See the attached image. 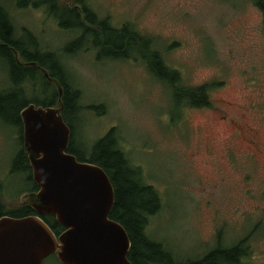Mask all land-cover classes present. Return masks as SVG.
Returning a JSON list of instances; mask_svg holds the SVG:
<instances>
[{
    "label": "rangeland",
    "instance_id": "rangeland-1",
    "mask_svg": "<svg viewBox=\"0 0 264 264\" xmlns=\"http://www.w3.org/2000/svg\"><path fill=\"white\" fill-rule=\"evenodd\" d=\"M84 2L112 25L129 23L150 37L151 48L179 71L181 84L211 83L210 103L177 107L169 85L140 54L98 56L90 43L69 50L80 30L61 26L45 4L19 7L17 0H0L13 37L31 32L36 47L53 51L63 65L69 88L79 89L75 144L87 154L114 127L119 149L160 196L145 231L177 260L196 259L218 242L230 246L242 239L239 264H264L262 11L253 0ZM10 67L0 56V91L13 88ZM23 87L25 97L36 92L34 84ZM15 134L0 119V201L6 209L19 206L32 184L22 172L10 171L20 142ZM42 264L64 263L50 253Z\"/></svg>",
    "mask_w": 264,
    "mask_h": 264
},
{
    "label": "trees",
    "instance_id": "trees-1",
    "mask_svg": "<svg viewBox=\"0 0 264 264\" xmlns=\"http://www.w3.org/2000/svg\"><path fill=\"white\" fill-rule=\"evenodd\" d=\"M254 4L262 11L264 25V0H253ZM80 4L75 8L74 4ZM19 7L39 6L45 4L51 13H55L59 24L65 28L79 29L80 33L71 44L75 50L81 44L90 43L97 47L98 56L127 58L133 54H140L148 69L160 80L169 85L171 99L175 105L184 104L206 105L210 103L208 90L211 83H203L195 86H187L180 83L181 77L177 69L168 66L158 50L151 48V38L138 33L131 24L123 23L116 27L108 18L98 16L84 0H73L72 4L60 6L56 0H17ZM82 15V17H81ZM13 25L5 8L0 5V40L3 39L17 48L25 59H37L45 66L50 75L55 76L63 87L62 115L70 126V142L68 150L73 152L77 159L95 162L101 165L110 177L114 189V200L110 210V217L118 220L126 229L130 246L127 257L130 264H239V258L244 254L245 246L242 239L231 244L222 246L219 242L215 247L208 250L203 256L196 259L177 260L167 251L160 241L152 239L147 235L145 226L150 214L159 209L160 196L152 184L145 183L140 178L141 170L130 164L124 153L119 149L116 139V131L109 129L104 135L97 138L89 153L80 149L73 139L72 119L76 116L77 101L80 97L79 89L69 88V77L66 70L60 64L53 51H44L42 55L29 54L28 48L35 46L31 32L25 31L27 35L19 38L13 37ZM0 44V53L10 63L9 76L14 83V90L0 92V119L3 121L19 120L18 111L25 101L15 85L23 78H33L34 67H21L13 62L10 53ZM28 47V48H27ZM41 52V51H40ZM46 97L40 102L43 104H56L58 98L57 87L46 80ZM17 153V152H16ZM22 149L18 150L12 160L10 171L18 172L19 162L23 160ZM27 164V160L25 161ZM28 169V165H25ZM23 171V170H22ZM21 172V171H19ZM24 174V173H23ZM32 185V184H31ZM1 187V180H0ZM1 191V190H0ZM30 204L21 203L12 209H6L0 201V216L9 214L22 216L33 212ZM42 218L58 234L64 226L55 219L53 214H42Z\"/></svg>",
    "mask_w": 264,
    "mask_h": 264
},
{
    "label": "water",
    "instance_id": "water-1",
    "mask_svg": "<svg viewBox=\"0 0 264 264\" xmlns=\"http://www.w3.org/2000/svg\"><path fill=\"white\" fill-rule=\"evenodd\" d=\"M48 77L56 81V104L30 103L20 111L23 146L38 186L21 202L36 213L0 216V264H42L53 252L64 264H130L129 235L109 215L114 200L110 177L101 165L66 150L70 126L62 115L63 87ZM44 213L64 226L58 234Z\"/></svg>",
    "mask_w": 264,
    "mask_h": 264
},
{
    "label": "flooded vegetation",
    "instance_id": "flooded-vegetation-1",
    "mask_svg": "<svg viewBox=\"0 0 264 264\" xmlns=\"http://www.w3.org/2000/svg\"><path fill=\"white\" fill-rule=\"evenodd\" d=\"M0 44L6 45L5 48L10 53L14 63H16L17 65H19L21 67H25V68L29 67L30 65H32L34 67L33 69H31V70H33V73H34L33 78H23L22 79L23 81H21L18 85H15L16 89H18L19 93L20 94L22 93L23 99L26 100L25 104H23L20 107L19 111H18L19 120H16V122L15 121H5V122H6L7 125L13 126L16 129V134H15L14 138L19 137V141H20L19 142V149L20 150L22 149V151L24 153L23 154V160L20 161L19 164H18V166L20 167L18 172L21 171L22 173H24L25 180L32 182V185L28 188L27 192L36 191L38 189V186L33 180L32 172H31L32 170H31V166H30V163H29V159H28L27 153H26V151L24 149V146H23V122L21 120L20 111H21V109L24 106H26V105H28L30 103H33L36 106L37 105H42V106L48 105V104H43V103L40 102L42 100V98L43 99L46 98V94H45L46 93V90H45L46 83H45L44 78L42 76H44L46 80H49L50 83H52L53 86L57 87L56 81H52L48 77V75L50 77H53V78H55V76L50 75L48 71H47L48 75H46L43 72V70H42V68L46 69L44 65L40 64L37 59H25L24 56L20 53V51L17 48H15L11 43H8L5 40L1 39L0 40ZM27 52L29 54L34 53V54H36L38 56L42 55V51L40 52V50L36 47V43H35V46H34L33 50L28 48ZM0 55H2V54L0 53ZM32 61H34L36 63L34 64V63H32ZM55 79L58 81L57 78H55ZM28 83L31 84V87L34 84V89H35L36 92H34L33 89H31V91H32L31 96L30 97H25L24 94H23L24 90H25L24 87H23V84H28ZM11 84H12L13 88L10 89V90H7V91L14 90V83L11 82ZM0 92H2V91H0ZM53 105H55V104H53ZM69 142H70V138H69ZM69 142H68V146H67V149H66L67 151H69L68 150ZM69 152H71V151H69ZM17 153H18V151H17ZM26 160H27V164L25 163ZM25 165L26 166L28 165V169L25 168ZM20 205L21 204H19V206ZM33 212L36 213L35 210ZM53 253L56 254V252H53Z\"/></svg>",
    "mask_w": 264,
    "mask_h": 264
}]
</instances>
